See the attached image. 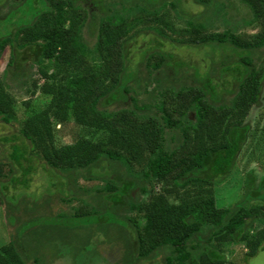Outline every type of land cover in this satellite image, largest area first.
I'll use <instances>...</instances> for the list:
<instances>
[{
    "label": "trees",
    "instance_id": "16d2710c",
    "mask_svg": "<svg viewBox=\"0 0 264 264\" xmlns=\"http://www.w3.org/2000/svg\"><path fill=\"white\" fill-rule=\"evenodd\" d=\"M240 2L256 34H238L229 0H13L0 18L19 22L0 35V55L11 49L0 81V123L10 128L0 135V209L5 218L18 209L23 215L20 236L0 248V264L61 255L22 251L20 241L34 235L35 247L60 239L81 262L99 243L118 241L122 264H257L264 177L255 188L249 172L250 192L225 207L216 191L253 133L246 120L264 88V0ZM196 5L202 13L192 12ZM217 21L226 25L222 32L214 30ZM140 37L147 44L139 48ZM166 41L212 55L206 72L165 51ZM33 69L28 91L47 101L41 110L23 102L20 117L8 89L32 78ZM68 123L85 130V140L58 145L55 130ZM37 169L75 183L60 199L78 203L70 217L83 225L69 228L82 229L79 240L60 233L56 220L55 229L42 224L49 216L29 207L26 190ZM81 179L101 184L81 188ZM96 226L107 236L89 245ZM228 245L241 246L238 261L227 257Z\"/></svg>",
    "mask_w": 264,
    "mask_h": 264
},
{
    "label": "rangeland",
    "instance_id": "374dc122",
    "mask_svg": "<svg viewBox=\"0 0 264 264\" xmlns=\"http://www.w3.org/2000/svg\"><path fill=\"white\" fill-rule=\"evenodd\" d=\"M2 1L5 2V5L2 6ZM13 0H0V18H3L11 8ZM229 8L228 10L232 15L228 18L229 20H233L234 24L236 25L238 34H246V35H252L256 34L259 31L258 24L252 23L251 13L249 11V8L243 4H241L240 0H229ZM189 6L193 9L191 5V1L187 2ZM170 8V7H169ZM204 10L203 7H199L196 5V8L192 11L194 14L202 13ZM168 11V8H167ZM172 13V12H171ZM7 18V17H6ZM2 19L0 22V35H7L11 32V24L18 25L17 18L12 17L8 22V19ZM18 22V23H17ZM237 23V24H236ZM226 29V25L221 22L217 21L216 26L214 27V30L217 32H222ZM151 39V37H147L145 39L147 42ZM142 38L140 37L136 43L137 47L139 48L141 46H145L147 42L141 43ZM166 41V44L164 45L163 49L167 52H172L173 55H175L178 59H183L188 62H190L193 66H197L201 69V72H206L208 68L209 62H211V56L208 55V57L205 56L204 52L202 51H184V49L181 47L180 50L172 48ZM151 46H155L154 42H151ZM144 48V47H143ZM10 46H7L3 52L0 55V81L4 80L3 73L5 72L9 58H10ZM210 53V52H209ZM133 60L135 57H132ZM254 63L257 64L258 61L254 60ZM32 78L26 79L22 83L17 81L11 83V86H9L8 92L15 98L16 100V106L15 109L17 110L20 117L25 115L26 107L23 105L25 101H28L31 99V105L33 109L41 110L44 107V104L47 101V97L42 96L40 93L36 94L35 96L31 95L28 91V88L30 87L31 80L33 78H37L35 75V69L31 71ZM217 81V79H216ZM264 86V84H263ZM155 87V84H152V88ZM151 90V87H148V91ZM144 101H147L148 99L143 97ZM260 122V123H259ZM246 124L252 125V131L251 136L247 139V142L243 145L242 150L239 154V157L236 160V163L234 165V168L232 169L231 173L224 179L222 182L216 185V191H217V201L220 207H225L231 203H234L240 199V196L246 195L250 192V188L248 187V182L246 179L250 174H252L255 177V183L254 187L257 188V185L261 182V178L264 177V135L260 134V131L264 130V88H263V94L260 97L259 103L257 107H254L251 111V113L248 115ZM261 125V126H260ZM10 128L8 126L3 125L0 123V135L9 134ZM56 142L58 145H66V144H75L79 141H84V137L86 135L85 130L77 127L74 123H68L64 125H58L56 128ZM11 145H7V149L9 150V147ZM37 174H34L32 177V181L29 184L28 189L26 190L28 194H31V202H29V207L31 208H37L41 210L42 214L46 216H49L47 218H44L42 220V224L47 225L49 228H54L52 224H54V220H56V224L58 229L65 233L64 236L68 237L71 241L70 234L74 235L76 237V240H79L81 238L79 235L81 228H75L71 227L69 228V224L74 225H81L82 223L79 220H73L70 215L73 217L72 214H74L76 209L71 210L72 206H75V208L78 206V203L73 202L70 206L68 203L64 204L61 201V197H65L68 199L72 195L73 189H70L71 186H75V183L66 177H60L56 174H50L48 171L46 172L47 176L45 177V173L42 176L40 174V170L37 169ZM41 173H43L41 171ZM60 183L59 186H54L55 183ZM88 183V182H87ZM85 183L82 179L80 182H78V186L83 188L87 187L89 185L93 184H101L99 180H95L94 182ZM70 187V188H69ZM160 187H158L159 189ZM19 192V190H13L12 187L10 188L9 195H16ZM80 195H83L80 193ZM264 200V199H263ZM262 201V200H261ZM13 205L19 206L20 198H13L11 201ZM254 203V201H251ZM68 204V205H67ZM21 208V207H20ZM26 209V208H25ZM29 209V208H28ZM30 210V209H29ZM18 210H15L13 212L15 216L12 215V218H5V215L2 213V210L0 209V248L3 246L9 244L14 239L17 238V235L20 236V230H21V218L23 215V212L20 211L17 213ZM63 217H59V215H62ZM69 215L71 218L70 221L69 218L66 219V217ZM32 214L31 212H28V218H31ZM56 217V218H55ZM55 218V219H54ZM14 219V222H13ZM18 219V220H17ZM18 221V222H17ZM13 223V224H12ZM20 223V224H18ZM19 226L20 230L16 231V226ZM33 223H28L27 226L31 229ZM83 225V224H82ZM95 233L93 232L92 239L90 235V244L93 245L97 242H92L94 239L95 241H101L105 240V235L98 231V226L94 227ZM255 233L259 234V238H264V222L261 224L258 223L254 227ZM88 230V229H87ZM93 231V228H92ZM70 232V233H68ZM61 237V236H60ZM33 239L29 240L28 238H25L20 241V243H23L20 245L22 251L24 250H30L32 252H29L31 256H34L36 254V249H38V254L41 253L44 257H48V253L51 252V255L61 253L59 257H56L53 261L52 258L44 260L41 259L40 264H122L120 261L124 255L123 252V243H120L118 241L115 242L114 245L112 244H101L99 243L97 247L95 248V253L92 255H87L86 260H82V255L78 256L77 258L73 255V251L68 248V245L62 244V241L59 239L55 243H52L53 241H48V244H44L43 247H35L36 243L33 242L35 240V235L32 236ZM109 240L113 238L108 237ZM53 240V239H52ZM121 241V240H119ZM30 242V243H29ZM35 243V245H32ZM71 243V242H69ZM76 243V242H75ZM241 246H235V245H228L224 248L225 252L227 253V257L229 260L238 261L240 256V248ZM52 250V251H51ZM45 253V254H43ZM72 253V254H71ZM28 254V255H29ZM36 257V256H35ZM29 264H35L33 262V258L29 259ZM142 262L141 264H143ZM257 264H264V252L261 253L258 260L256 261Z\"/></svg>",
    "mask_w": 264,
    "mask_h": 264
}]
</instances>
